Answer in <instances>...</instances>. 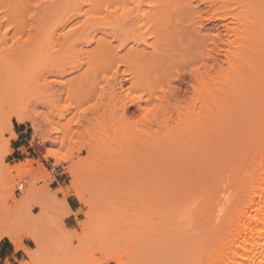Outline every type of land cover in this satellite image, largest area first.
Here are the masks:
<instances>
[{"label": "bare ground", "instance_id": "bare-ground-1", "mask_svg": "<svg viewBox=\"0 0 264 264\" xmlns=\"http://www.w3.org/2000/svg\"><path fill=\"white\" fill-rule=\"evenodd\" d=\"M27 1L0 0V84L7 87V77L12 75L24 90L34 81L38 84L33 90L40 93L57 86L60 96L71 100L69 113L80 103L97 99L95 111L89 112L93 118L87 117L85 125L93 126L88 135L95 134L99 147L85 140L81 147L90 157L98 158L103 149L104 158L118 161L130 156L138 143L149 146L145 149H150V155L173 150L178 157L183 151L189 173L193 166L203 165L199 151L217 134L214 153L227 171L222 177L220 172L208 191L209 200L199 202H206L203 208L199 204L194 208L200 210L195 229L206 226L198 243L202 254L197 264H264V0H195L197 17L188 0H50L37 3L38 11L24 30L26 6L31 4ZM204 9L209 12L203 13ZM88 17L104 19L88 20L82 29L68 33ZM210 24L221 28L214 29L207 55L209 36L201 33ZM181 69H185L181 76L185 82L179 93L161 92ZM54 74L59 77L56 82L50 80ZM130 92L140 99H131ZM153 101L161 105L159 111L153 118L142 119V110ZM10 114L19 123L30 120L40 143L61 145L71 130L68 125L53 137L50 129H42L34 119L39 115L30 119L12 109ZM4 126L13 132L9 121ZM2 129L0 121V149ZM72 160L67 171L73 179L62 191L90 206L84 178L76 176L78 163ZM12 171L20 172V167L0 162V177ZM7 184L11 190L15 180ZM23 192L21 200L12 195L16 210L11 208L12 215L3 219L0 237L7 238L16 251H25L31 261H39L46 250L44 241L30 226L31 217L20 214L34 190L29 185ZM36 203L43 213L51 207L42 199ZM64 206L69 210L67 202ZM85 215L83 233L96 225L89 213ZM157 223V219L151 221ZM192 223V218L186 219L187 226ZM24 236L32 239L35 252L23 244Z\"/></svg>", "mask_w": 264, "mask_h": 264}, {"label": "rangeland", "instance_id": "rangeland-1", "mask_svg": "<svg viewBox=\"0 0 264 264\" xmlns=\"http://www.w3.org/2000/svg\"><path fill=\"white\" fill-rule=\"evenodd\" d=\"M42 1L49 2L50 0L27 1L28 4H31L26 6L25 15L28 21L24 30L30 27L29 23L32 21L29 17L38 11L36 5ZM188 1L193 9V16L197 17L195 0ZM205 10L203 13L209 11L211 13L215 9ZM215 28L221 27L219 24L213 26L210 24L201 33L202 36H209L207 55L210 53V44L216 35ZM184 75L185 69L176 72V75L174 74L171 78L172 82L169 85L171 87L168 86L167 89L177 95L185 82L182 79ZM56 78L59 79L54 74L49 79L56 82L58 80L55 81ZM7 80L9 82L7 87L0 84V121L2 130H4L2 138L4 146L1 149L8 153L5 157L2 156V160L0 158V162L5 167L19 166L20 172L12 171L11 174L0 177V226L4 218H9L12 215L13 209L11 211V208L14 207L16 210L12 195L17 200H21L23 191L31 185L34 190L33 199L27 202L26 207L22 208V212L20 210V214L31 217L30 226L44 241L46 250L40 255V264H49L50 261H55L56 264L198 263L202 254L199 242L202 239V230L204 231L206 226L202 225V229L200 227L195 229L197 228L196 223H198L196 218L201 208L209 200L207 195L211 196V192L208 191L213 189L216 180L218 181L227 171V168L221 166L222 158H216L214 153L219 145L214 144L217 134L210 138L211 142L208 141L201 147V152L199 151V156L197 155L198 158L200 157L199 159L204 160L203 165H200V168L193 166L189 173L185 170L188 160L183 151L178 153V155L180 154L178 157L173 150H160L150 155V149L149 152L147 150L149 146H147L148 148L141 147L138 143L132 147L130 156H125L118 161L104 158V150L101 149L100 155L102 156L98 155L99 161L97 157H90L85 149H81L86 142L99 147L94 142L95 134L93 133L92 137L88 135L92 134L93 126L90 129V126L85 125L87 117L88 119L93 118L89 112L91 111L92 114L95 111L97 99H93L94 102L91 100L80 103L78 108L69 113L66 109L71 108V100L66 99L65 96L61 97L57 92V86L48 92H42L45 95L52 93L51 97L47 98L42 93L33 90L38 81L30 82L28 88L26 87L27 89L24 90V87L20 89L12 75L8 76ZM17 88L20 91L19 95ZM6 93L9 94L6 95ZM105 97L103 96L100 101L101 106L104 104ZM65 105L68 107L65 108ZM89 105H94L95 108L88 107ZM81 108H86L87 111L81 112ZM11 109L21 110L30 119L36 114L39 115L38 119H34L44 130L56 127L62 131L64 127L71 126L68 135L75 133L76 141L72 162L78 163V169L75 167L76 176L84 178V189L90 206L80 203L72 193L65 195L62 191L70 185L73 179L72 174L67 171L70 162L58 163L55 158L48 156L49 149H57L60 145L52 142L40 143L41 139L34 131L31 121L19 123L10 114ZM131 110L133 111V109ZM8 121L12 124L13 132L4 128ZM18 127L26 129L21 141L15 133L18 131ZM52 136L57 135L53 134ZM174 150L176 151V149ZM26 163L30 164L23 167ZM80 166H83L86 172L80 170ZM198 169L202 171H198ZM196 175L200 176L196 177ZM10 180H15L11 190L12 186L7 184L10 183ZM16 183L23 184V188L17 186ZM41 199L51 203L46 214L37 206L36 201ZM205 199L206 202L201 205V201H205ZM65 202L73 210L70 208L67 210L64 206ZM199 202L201 203L199 204ZM198 204L201 205L200 210H195L194 208ZM85 212L90 214L89 216L96 225H94L93 231L87 230L83 233L82 226L87 216ZM180 212L185 216L183 224H178L175 219L176 214ZM70 215L71 218H69ZM192 215L193 217H191ZM187 218L193 219L192 227L186 225ZM153 219L158 220L156 225L151 224ZM98 220L100 222H97ZM123 229L128 232L123 233L125 232ZM71 240L73 243L69 242ZM23 244L29 251L35 252L36 246L28 236L23 237ZM21 263L31 264L28 254L23 250L16 251L7 238L0 237V264Z\"/></svg>", "mask_w": 264, "mask_h": 264}, {"label": "clouds", "instance_id": "clouds-1", "mask_svg": "<svg viewBox=\"0 0 264 264\" xmlns=\"http://www.w3.org/2000/svg\"><path fill=\"white\" fill-rule=\"evenodd\" d=\"M128 11H131V9H128ZM129 96L133 100H138V99H134V97H139L138 95L137 96H133L131 94V92L129 93ZM139 99H140V97H139ZM153 104H155L157 106V110L153 114H150V115L146 116L145 112H144V109H145L144 108L142 110V117H141L142 119L153 118L157 114V112L159 111L161 105L160 104H156V103H153ZM153 104H151V105H153ZM58 131H59L58 128L52 127V128H50L49 134L51 135V134L56 133ZM74 136H75V133H72L71 135L66 136V142L61 143L59 148H57V149H49L48 150V156L55 158L58 163L62 162V161L70 160L72 158V156H73L74 151H75L76 141L74 139ZM7 153H8L7 151H4V150L0 149V156L5 157V155ZM175 219H176V222L178 224H183L184 220H185V216H184V214L182 212H180V213L176 214ZM69 242L73 243V240H71ZM31 264H40V262L36 261V260H33V261H31ZM49 264H56V262L55 261H50Z\"/></svg>", "mask_w": 264, "mask_h": 264}, {"label": "snow or ice", "instance_id": "snow-or-ice-1", "mask_svg": "<svg viewBox=\"0 0 264 264\" xmlns=\"http://www.w3.org/2000/svg\"><path fill=\"white\" fill-rule=\"evenodd\" d=\"M126 11H128V9H126ZM91 19L103 20L104 17H95V18L94 17H88L83 23L76 24L73 28H69L68 33H72V32H75L78 29H82L87 24L88 20H91ZM5 31H7V29H5ZM68 33H66L65 35H67ZM195 70L196 69H194V71ZM105 79H109V77H105ZM169 87H171V86H169ZM167 90L168 89H165L163 87L160 88L161 92H166ZM134 99H139V97H134ZM157 99L159 100L160 97H157ZM67 107H68V105H65V108H67ZM88 107H94V105H89ZM156 110H157V106L155 104H153L150 107H146L144 109V112H145V115L148 116L150 114H153ZM85 111H87L86 108H81V112H85ZM76 122L78 123L79 121H76Z\"/></svg>", "mask_w": 264, "mask_h": 264}, {"label": "crops", "instance_id": "crops-1", "mask_svg": "<svg viewBox=\"0 0 264 264\" xmlns=\"http://www.w3.org/2000/svg\"><path fill=\"white\" fill-rule=\"evenodd\" d=\"M18 131H15L16 135L19 137V141L22 140L23 135L26 133V129H22L21 127L17 128ZM70 210H73L71 206H69ZM72 216L70 215L69 218Z\"/></svg>", "mask_w": 264, "mask_h": 264}]
</instances>
